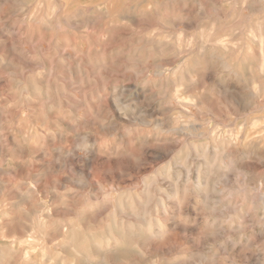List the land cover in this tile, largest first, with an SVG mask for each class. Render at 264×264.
I'll return each instance as SVG.
<instances>
[{
    "label": "rangeland",
    "instance_id": "rangeland-1",
    "mask_svg": "<svg viewBox=\"0 0 264 264\" xmlns=\"http://www.w3.org/2000/svg\"><path fill=\"white\" fill-rule=\"evenodd\" d=\"M160 1L162 0H0V149L2 151V153L0 151V175L2 174L0 176V183L2 184H0V247H8H5L6 250L2 248L5 250H2L3 253L0 249V264H28V262L29 264L30 262L31 264H51L52 260L54 261L52 264H68L69 258L70 260L73 258L72 251L70 249L60 251L61 242L67 234L72 232L75 245H81L80 249H82V246L88 244L94 237L107 235L110 230L116 232L122 227L126 228L128 224L126 222L131 223L133 220V216H130L132 207L125 206L122 210L117 204L115 208L114 202L117 203L118 198L119 200L124 198L126 201L130 197H135V193L136 196H144L147 195V191L150 200H152L145 209L149 210L150 208L148 212H151L155 208L151 212L152 216H155L153 213L156 211V206H160V202L165 208L159 213L161 215L158 218L161 219L165 216L161 221L165 226L166 240H163L165 238L163 237L143 244L144 237L136 235L131 237L123 233V252L109 255L108 264H130L132 259L135 261L132 260L131 264H184L190 249L199 252L203 249L208 251V248H211L214 253L217 251L218 259L222 264H225L226 261L234 264H246L248 262L264 264V239L258 237L259 233H257L255 226L259 220L264 221V146H260L258 142L254 143L257 141V133L264 126V68H262L264 67V37H262V35L264 36V3L261 4L258 1L259 4L257 0H246L247 3H251L250 5H254L253 7L250 6L253 11L258 10L246 19L247 13L243 9V7L245 8V0H235V3H238L234 6H231L234 4L232 0H168V2L163 0L162 3ZM241 1L244 5L243 3L240 5ZM237 8L239 11L236 10ZM226 9L236 11L234 19L240 20L241 28L238 26L239 30L237 29L234 34H229L231 36L227 37L228 43L233 44L224 50L214 48L202 40H205L204 33L210 31L209 25L211 23L215 21L218 27L225 25V22L227 23L225 19ZM248 18L253 24L248 22ZM251 24L255 31L252 30ZM207 28H209L208 31ZM250 29L255 33H252L253 36L258 38L256 37L257 39L255 38L256 40L246 48L249 38L247 31L249 30L251 34ZM161 34L167 35L159 36ZM147 36L152 41L149 42L150 39ZM157 36L158 38H156ZM161 37L164 39V44H166L167 38L171 37L176 38V40L171 38L173 39V41L170 40L171 43L176 42L172 48L165 46V50ZM136 40H140V42L137 43ZM154 40L156 41L154 42ZM260 40H263L262 46ZM199 41L202 42L199 43ZM176 45H179L177 49L179 48L178 50L183 54H178ZM158 47L159 49L162 48L159 50ZM200 49H202L201 52ZM215 49L219 53H216ZM254 49L256 51H253ZM135 53H137L136 57L134 56ZM203 53L205 54L203 55ZM209 53H215L216 57L214 55L213 58L215 60H208ZM202 55L204 57H201ZM188 56L191 57L190 60ZM219 56L220 61L227 57L223 61L225 66L216 61ZM199 58L201 61L203 58L201 63H199ZM180 60L183 61L182 65L179 64ZM188 60L190 65L186 63ZM259 66H262V71L259 70ZM229 68H234V70L231 69L233 72H230ZM225 70L227 71L225 72ZM164 79L166 84H164ZM254 91L258 97L254 95ZM174 92L178 94V102L170 100ZM188 98L190 102L192 100L191 103L187 102ZM248 99L252 108L247 103ZM201 102L202 105L204 104V109ZM115 104L123 106L125 109L122 108L119 111ZM130 105H132L131 108ZM173 117L174 119H172ZM167 121L178 128H182V124H185L183 127L187 126L189 129L187 127L185 129L188 132L185 130L186 133L180 138L175 136V131L165 133L166 130H163L162 127ZM151 123H154V126ZM160 126L162 130L159 128ZM189 130H192V133ZM238 132L241 138L237 134ZM210 136L212 140L215 139L218 142L224 140L221 143L224 144L225 153L228 155L224 164L229 174L221 181L216 172L210 176L206 175L205 182L216 183L218 191L215 204L212 207L214 208L213 211L204 212L205 210H202L204 209L202 198L196 195L192 186L197 178L199 164L201 167L199 169L205 171L201 157L200 159L198 157L201 156L199 154L205 151L204 148L212 154L214 143L213 141H210L211 144L207 142L211 140ZM60 137L61 142H59ZM254 137L255 140L252 141L251 139ZM38 138H42L40 139L42 141L40 142ZM31 143H34L36 149L39 147L44 149L43 157L39 155L35 147H32L34 145ZM188 143L189 146H187ZM191 143L195 144L198 149ZM191 145L196 148L197 152ZM16 146H23V148L19 149L20 147ZM59 147L61 148L59 155L63 158L64 165L67 164L60 168L53 166L55 165L53 161L58 157L54 153V149H60ZM249 148L251 150H248ZM18 149L21 150V153L23 151L22 155ZM185 151L186 153H184ZM186 155L187 157H185ZM193 155L198 157V160L193 159ZM187 158L189 161L186 165L183 161H186ZM195 160L197 161L195 162ZM260 160L261 165L259 164ZM167 161L174 165L169 178L166 176L169 164ZM194 162L195 164H193ZM174 163H178L177 166ZM188 165L190 169H188ZM184 168L186 171L190 170L192 174L187 172V176H185ZM188 176L192 179L189 182L185 178ZM155 178L156 180H154ZM177 178H179L178 182ZM93 180L94 182H92ZM56 181L58 182L56 183ZM69 181L74 183L71 182L68 185ZM109 181L119 186L110 189ZM255 181L256 183H254ZM76 182L79 184L76 185ZM16 183L18 186H14ZM96 183L102 184L104 191L106 189L102 196L101 193L91 192ZM173 184L178 186L181 195L186 187L190 188L188 189L189 194L186 193L184 196L185 200H183L182 205L184 202L185 204L182 208H178L172 202ZM186 184L187 186H185ZM201 184H204V178L201 180ZM79 186L80 189L84 187V190H80ZM183 186H185L184 189ZM12 187L13 189L17 187V189L15 188L16 191ZM127 189L130 193L126 191ZM21 194L22 196H20ZM153 195L155 196L153 197ZM79 197L80 199H77ZM61 199L63 200L61 201ZM65 199L69 201L64 202ZM155 199L160 202L154 203L157 201ZM29 202L34 204H29ZM74 203L76 206L73 209ZM217 203L219 204L216 205ZM69 204L71 205L69 206ZM135 208L137 207L135 206ZM53 210L54 213H59L54 214ZM137 212L139 213V211ZM108 214L111 218L115 217L111 219ZM207 214L214 217L215 223H223L224 215L230 214L231 222L242 229L240 233L235 234L236 240L238 237L237 241L245 238L250 244V249H245L246 242L242 240L239 246L233 249L230 256H224L219 250V246H209V244L225 240L227 227L224 224L220 233L214 231L207 239L201 238L200 233L208 225L205 221ZM140 215L142 216V214ZM245 215L249 218L247 219ZM52 217L53 219H51ZM199 218L202 220H198ZM42 220L45 222L42 228L45 234V243L42 248L47 255L46 260L39 257L40 252L38 254L36 252L30 261L23 257L22 248L11 252L15 248L13 241L23 239L26 233L31 231L33 225ZM71 222L70 226L67 225ZM122 222L126 224L124 225ZM109 223L110 226H107ZM59 224L60 226H58ZM169 224L172 225L169 226ZM77 231L78 233H76ZM50 233L52 234L50 235ZM46 243L52 244L54 248L51 245L49 248ZM149 245H151L150 248ZM25 246L32 247L31 245ZM10 247L12 249H9ZM257 254L262 258L258 263L254 261ZM99 260L97 259L96 263L102 264ZM77 262L80 264L78 260Z\"/></svg>",
    "mask_w": 264,
    "mask_h": 264
},
{
    "label": "bare ground",
    "instance_id": "bare-ground-1",
    "mask_svg": "<svg viewBox=\"0 0 264 264\" xmlns=\"http://www.w3.org/2000/svg\"><path fill=\"white\" fill-rule=\"evenodd\" d=\"M150 1V0H149ZM164 1H166V0H164ZM237 1V0H236ZM240 1V0H239ZM260 2L261 4H263L264 3V0H257V2ZM142 2V1H141ZM163 2V0L162 1H160V3H162ZM167 2H168V0H167ZM167 2H166V5H167ZM170 2V1H169ZM182 2V1H181ZM223 2V1H222ZM221 2V3H222ZM232 2L234 3V4H231V6L233 5H237V3H235V0L233 1L232 0ZM245 2H246V0H245ZM258 2V3H259ZM157 3V2H156ZM171 3V2H170ZM170 3H169V5H170ZM174 3H175V1H174ZM194 3H196V2H194ZM227 3H229V2H227ZM241 3H243L242 1L240 2V5H241ZM258 3H257V5H258ZM259 3V4H260ZM189 4V3H188ZM251 3H245V8L243 7V9H245V11H246V13H247V15H246V19H247V17H249L250 18V16H251V14H253L256 10H252L251 9V7H253L254 5L252 4V5H250ZM87 5V4H86ZM89 5H90V3H89ZM162 5H164V4H162ZM165 5V6H166ZM193 5V4H192ZM243 5H244V3H243ZM242 5V6H243ZM149 6V5H148ZM196 6H197V4H196ZM222 6V5H221ZM239 6V5H238ZM251 6V7H250ZM125 7H128L127 5H125ZM169 7V6H168ZM182 7H184V6H182ZM260 7V6H259ZM120 8H122V7H120ZM119 8V9H120ZM130 8V7H129ZM146 8H148V7H146ZM166 8V7H165ZM170 8V7H169ZM168 8V9H169ZM222 8H223V6H222ZM231 8V7H230ZM239 8H242V7H239ZM261 8V7H260ZM259 8V9H260ZM128 9V8H127ZM186 9V8H185ZM50 10V9H49ZM200 10V9H199ZM198 10V12H200ZM236 10H238V8L236 9ZM188 11V10H187ZM239 11V10H238ZM253 11V12H252ZM48 12V11H47ZM124 12H125V10H124ZM236 11H234L233 9H226V21H227V23L225 22V25H220L219 27H218V25L216 26V24H215V21L213 22V23H211L209 26V28H207L206 30L208 31V29L210 30V31H208V32H206L205 30V32L206 33H204V35H205V40H202V41H204V43H209L212 47L214 46V48L216 47V48H218V49H224V50H226V49H228L229 47H230V45H232L231 44V42H230V44L228 43V36H231V35H229L230 33L231 34H234L235 32H236V30L238 29L237 27L238 26H240L239 25V21L240 20H238V19H234L235 17V13ZM244 12V11H243ZM252 12V13H251ZM256 12H258V10L256 11ZM260 13H261V11H259ZM128 13V12H127ZM163 13V12H162ZM168 13V12H167ZM197 13V12H196ZM164 14V13H163ZM118 15H120V14H118ZM121 15H122V13H121ZM165 15H166V13H165ZM199 15H200V13H199ZM238 15V14H237ZM128 16V15H127ZM194 16V15H193ZM196 16H197V14H196ZM241 16V15H240ZM239 16V17H240ZM162 17V16H161ZM8 18V17H7ZM237 18V17H236ZM249 18H248V22H250V23H252L253 24V22H251L250 20H249ZM178 19V18H177ZM219 19V18H218ZM240 19V18H239ZM165 20V19H164ZM212 20V19H211ZM214 20V19H213ZM234 21H236V22H234ZM256 21V20H255ZM212 22V21H211ZM234 22V23H233ZM242 23V22H241ZM249 23V24H250ZM255 23V22H254ZM259 23V22H258ZM218 24V23H217ZM251 24V27L253 26ZM262 25H263V23H262ZM245 26V25H244ZM247 26H248V24H247ZM255 26V25H254ZM261 26V25H260ZM250 27V28H251ZM262 27V26H261ZM160 28V27H159ZM240 28H241V26H240ZM253 28V27H252ZM258 28V27H257ZM263 29V28H262ZM159 30V29H158ZM239 30V29H238ZM251 30V29H250ZM252 30H254L255 31V28H253ZM251 30V34H250V31L248 30L247 32L249 33V34H247V35H249L248 37V44L246 45V48H248L249 47V45H250V43L251 42H254V40H256L258 37L257 36H253V34H255L254 33V31H252ZM259 30H261V29H259ZM124 31V30H123ZM154 31V30H153ZM148 32V31H147ZM253 33V34H252ZM264 33V32H263ZM262 33V34H263ZM137 34V33H136ZM203 34V33H202ZM261 34V35H262ZM152 35V34H151ZM165 35V34H164ZM164 35H159V36H164ZM167 35V34H166ZM165 35V36H166ZM201 35V34H200ZM246 35V36H247ZM136 36V35H135ZM153 36V35H152ZM177 36V35H176ZM194 36V35H193ZM233 36V35H232ZM245 36V37H246ZM259 36H260V34H259ZM148 37V36H147ZM191 37V36H190ZM257 37V38H256ZM262 37H264L263 35H262ZM261 37V38H262ZM149 38V37H148ZM156 38H158V36L156 37ZM162 38V37H161ZM166 38V37H165ZM171 38H173V39H175L176 40V38H174V37H171ZM171 38H167V42H166V44H164V39L163 40H161V41H163V44H164V49L166 50V48H165V46H167V48L168 47H170V48H172L173 47V44H175V42L174 43H171V41L170 40H172L173 41V39H171ZM256 38V39H255ZM150 39V38H149ZM144 40H145V37H144ZM157 40H159V39H157ZM169 40V41H168ZM179 40V39H178ZM184 40V39H183ZM193 40V39H192ZM264 40V39H263ZM262 40V41H263ZM52 41V40H51ZM137 41V40H136ZM143 43H144V41L143 40H141ZM150 41H152L151 39L149 40V42ZM156 40H154V42H155ZM160 41V40H159ZM201 41V42H202ZM262 41L260 40V45L262 46ZM134 42H135V40H134ZM138 42H140V40L139 41H137V43ZM141 42V43H142ZM146 42H147V40H146ZM200 41H199V43H201ZM264 42V41H263ZM178 43V42H177ZM182 43V42H181ZM180 43V44H181ZM246 43V42H245ZM244 43V44H245ZM146 44V43H145ZM144 44V45H145ZM159 44V43H158ZM236 44V43H235ZM143 45V44H142ZM188 45V44H187ZM134 46V45H133ZM161 46V45H160ZM163 46V45H162ZM177 46L179 47V45H176V49H177ZM181 46V45H180ZM239 46V45H238ZM238 46H235V47H238ZM242 46V45H241ZM50 47V46H49ZM149 47H150V45H149ZM184 47V46H183ZM191 47H192V45H191ZM244 47V46H243ZM257 47H258V45H257ZM135 48V47H134ZM139 48V47H138ZM137 48V49H138ZM162 48V47H161ZM160 48V49H161ZM175 48H173V49H175ZM201 48V47H200ZM241 48V47H240ZM245 48V47H244ZM243 48V49H244ZM158 49H159V47H158ZM159 49V50H160ZM179 49V48H178ZM177 49V50H178ZM190 49V48H189ZM188 49V50H189ZM213 49V48H212ZM234 49H236V48H234ZM264 49V48H263ZM16 50V49H15ZM154 50V49H153ZM170 50V49H169ZM187 50V51H188ZM201 50L202 49H200V52H201ZM64 51V50H63ZM136 51H138V50H136ZM179 51V50H178ZM182 51V50H181ZM195 51V50H194ZM204 51H205V49H204ZM204 51H202V52H204ZM215 51H217L216 53H219L218 52V50H216L215 49ZM232 51V50H231ZM243 51V50H242ZM247 51V50H246ZM253 51H256L255 49L253 50ZM122 52V51H121ZM120 52V53H121ZM154 52H156V51H154ZM206 52V51H205ZM211 52V51H210ZM241 52V51H240ZM245 52V51H244ZM251 52V51H250ZM260 52H261V50H260ZM153 53V52H152ZM164 53V51H163V49H162V54ZM179 53H181L180 51L178 52V54ZM243 53V52H242ZM263 53V52H262ZM137 53H135L134 54V56L136 55ZM156 54H157V52H156ZM162 54H160V55H162ZM167 54V53H166ZM173 54H174V52H173ZM181 54H183V53H181ZM193 54V53H192ZM191 54V55H192ZM195 54V53H194ZM202 54V53H201ZM205 53H203V55H204ZM210 54V53H209ZM158 55H159V53H158ZM190 55V56H191ZM198 55H200V54H198ZM201 56V57H204V56ZM214 55H215V53L214 54H210V55H208L209 56V61L210 60H215V59H213L214 58ZM136 57V56H135ZM140 57V56H139ZM154 57V56H153ZM177 57H179V55H177ZM200 57V58H201ZM215 57H216V55H215ZM229 57V56H228ZM230 57H232V56H230ZM263 57V56H262ZM188 58H189V60H190V58L191 57H189L188 56ZM193 58V57H192ZM199 58V63H201L202 61H203V58H202V61H201V59ZM220 56L217 58V60L216 61H218L219 63H221L223 66H225V63L223 62V61H225V59L227 58H225L224 60H223V58H222V60L220 61ZM233 58V57H232ZM206 59V58H205ZM260 59V58H259ZM189 60L186 62V63H189ZM229 60V59H228ZM197 61V60H196ZM258 61V60H257ZM184 62V63H185ZM191 62V61H190ZM194 62H195V60H194ZM197 63V62H196ZM214 63V62H213ZM229 63V62H228ZM179 64H183V61L182 60H180V63ZM203 64V63H202ZM211 64V63H210ZM259 64H261V63H259ZM187 65V64H186ZM188 65H190V63L188 64ZM214 65V64H213ZM263 65V64H262ZM178 66V65H177ZM180 66V65H179ZM226 66H228V65H226ZM231 67V66H230ZM260 67V66H259ZM259 67H258V69H259ZM262 67V66H261ZM261 67H260V71H262L261 70ZM63 68H64V66H63ZM182 69H183V67H181ZM180 68V69H181ZM184 68H186V67H184ZM212 68V67H211ZM257 68V67H256ZM262 68H264V67H262ZM171 69V68H170ZM216 69V68H215ZM230 69V68H229ZM229 69H227V70H229ZM231 69H233L234 70V68H231ZM230 69V72H233L232 70ZM193 70V69H192ZM218 70V69H217ZM227 70H225V72L227 71ZM264 70V69H263ZM176 71V70H175ZM174 71V72H175ZM172 72V71H171ZM200 72V71H199ZM255 72H257V70H255ZM157 73V72H156ZM159 73V72H158ZM181 73V72H180ZM179 73V74H180ZM182 73H183V71H182ZM181 73V74H182ZM70 74V73H69ZM68 74V75H69ZM160 74V73H159ZM158 74V75H159ZM179 74H178V76H179ZM181 74H180V77H181ZM221 74V73H220ZM227 74H228V72H227ZM258 74H260V73H258ZM21 75V74H20ZM155 75V74H154ZM173 75H174V73H173ZM229 75H231V74H229ZM235 75V74H234ZM164 76V75H163ZM168 76V75H167ZM175 76H176V74H175ZM178 76H177V78H178ZM184 76V75H183ZM201 76L203 77V75L201 74ZM262 76V75H261ZM48 77H50V76H48ZM166 77V76H165ZM187 77V76H186ZM226 77V76H225ZM236 77V76H235ZM252 77H254V76H252ZM259 77H260V75H259ZM175 77H173V79H174ZM177 78H175L176 80H178ZM166 79H168V78H166ZM179 79H181V78H179ZM223 79H224V77H223ZM232 79H233V76H232ZM68 80V79H67ZM161 80V79H160ZM264 80V79H263ZM159 81V80H158ZM164 81H165V79H164ZM179 82H180V80H178ZM224 81H226V80H224ZM224 81H222V82H224ZM144 82H145V80H144ZM170 82H171V78H170ZM218 83V82H217ZM238 83H239V81H238ZM164 84H166V81H165V83ZM140 85H141V83H140ZM143 85V84H142ZM174 85V84H173ZM224 85V84H223ZM227 86V85H226ZM143 87V86H142ZM174 87H176L175 85H174ZM183 87V86H182ZM146 88V87H145ZM179 88V87H178ZM226 88V87H225ZM224 88V89H225ZM258 88H260V87H258ZM180 89V88H179ZM260 89H262V88H260ZM142 90H143V88H142ZM259 90V89H258ZM264 90V89H263ZM36 91V90H35ZM114 91V90H113ZM148 91V90H147ZM237 91V90H236ZM256 91H254V93H255ZM143 93V92H142ZM171 93V92H170ZM237 94V93H236ZM261 94H263V93H261ZM226 95V94H225ZM254 95H256V97H258L257 96V94L255 93ZM260 95V94H259ZM177 96H178V94H177V92H174L173 94H172V98H170V100H173V101H177ZM236 96V95H235ZM261 96V95H260ZM244 97V96H243ZM180 98V97H179ZM178 98V99H179ZM187 98V97H186ZM181 99V98H180ZM183 99V98H182ZM192 99V98H191ZM198 99V98H197ZM145 100V99H144ZM220 100V99H219ZM251 100V99H250ZM194 101V100H193ZM197 101V100H196ZM172 102V101H171ZM178 102V101H177ZM180 102H181V100H180ZM187 102H189V103H191L192 102V100H191V102H190V100H189V98H188V100H187ZM199 102V101H198ZM207 102V101H206ZM225 102V101H224ZM228 102V101H227ZM250 101H249V99H248V104L250 105L251 103H249ZM251 102H252V100H251ZM115 103H117V102H115ZM182 103V102H181ZM195 103V102H194ZM246 103V104H247ZM119 104V103H118ZM118 104H115L118 108H119V111H120V109H122V108H124L123 106V103H122V107L120 106V105H118ZM169 104V103H168ZM176 104H179V103H176ZM198 104V103H197ZM228 104V103H227ZM231 104V103H230ZM125 105H127V106H129L128 104H125ZM185 105H186V103H185ZM184 105V106H185ZM189 105V104H188ZM201 105H202V102H201ZM241 105H242V103H241ZM254 105V104H253ZM252 105V106H253ZM115 106V107H116ZM126 106V107H127ZM131 106L132 105H130V108H131ZM136 106V105H135ZM138 106V105H137ZM204 104L202 105V108L204 109ZM212 106V105H211ZM121 107V108H120ZM197 106H195V108H196ZM237 107V106H236ZM250 107H251V105H250ZM258 107V106H257ZM133 108V107H132ZM184 108V107H183ZM194 108V109H195ZM198 108V107H197ZM202 108H200L202 111H203V109ZM233 108V107H232ZM252 108V107H251ZM254 108V107H253ZM258 108H260V107H258ZM125 109V108H124ZM199 109V110H200ZM237 109V108H236ZM134 110V109H133ZM163 111V110H162ZM185 111V110H184ZM201 111V112H202ZM230 111V110H229ZM251 111V110H250ZM205 113V112H204ZM235 113H236V111H235ZM244 113V112H243ZM261 113V112H260ZM178 114H181V113H179L178 112ZM200 114V113H199ZM249 114H251V113H249ZM254 114V113H253ZM139 115V114H138ZM247 115V114H246ZM252 115V114H251ZM250 115V116H251ZM247 116H249V115H247ZM57 117V116H56ZM168 117V116H167ZM225 117V116H224ZM241 117V116H240ZM244 117H245V115H244ZM5 118V117H4ZM249 118H251V117H249ZM249 118H248V121H250L249 120ZM48 119V118H47ZM60 119H61V117H60ZM172 119H174V117L172 118ZM171 119V120H172ZM182 119V118H181ZM188 119H190V118H188ZM218 119V118H217ZM264 119V118H263ZM6 120V119H5ZM51 120V119H50ZM61 120H63V119H61ZM155 120V119H154ZM180 120V119H179ZM243 120H244V118H243ZM256 120V119H255ZM52 121H54V120H52ZM56 121H57V119H56ZM189 121V120H188ZM252 121H254V119H252ZM148 122V121H147ZM167 122H170V121H167ZM166 122V124H164L165 126H163L162 127V129L163 130H166L165 131V133H167V132H170V131H175L174 132V134H175V136H177V138H180L181 137V135H183V134H185L186 133V131L188 132V130H186L185 128L187 127V126H185V128L183 127L185 124H182L183 126H182V128H178L177 126H173V125H171L172 123L170 122V123H167ZM176 122H178L177 120H176ZM181 122V121H180ZM55 123V122H54ZM155 123H156V120H155ZM165 123V122H164ZM175 123V122H174ZM184 123V122H183ZM188 123V122H187ZM249 123H252V122H249ZM261 123V122H260ZM152 124V123H151ZM154 124V123H153ZM152 124V125H153ZM163 124V123H162ZM247 124H248V122H247ZM256 124V126H257V123H255ZM70 125V124H69ZM159 125H160V123H159ZM188 125V124H187ZM249 125V124H248ZM154 126V125H153ZM190 126V125H189ZM244 126H246V125H244ZM252 126H253V124H252ZM251 126V127H252ZM157 127V126H156ZM156 127H154V128H156ZM255 127V126H254ZM160 129H161V126L159 127ZM188 128V127H187ZM262 129H261V133L260 132H258L257 134H258V137H257V141L256 142H254V143H259L260 144V146H264V132H263V130H264V126L263 127H261ZM161 129V130H162ZM189 129V128H188ZM190 129H191V127H190ZM193 129H195V128H193ZM160 130V131H161ZM186 130V131H185ZM202 130V129H201ZM204 130V129H203ZM206 130V129H205ZM140 131V130H139ZM159 131V130H158ZM196 131V130H195ZM244 131V130H243ZM22 132V131H21ZM129 132V131H128ZM143 132V131H142ZM189 132H191L192 133V130H189ZM4 133V132H3ZM58 133V132H57ZM56 133V134H57ZM161 133H162V131H161ZM220 133V132H219ZM241 133V132H240ZM55 134V133H54ZM210 134V133H209ZM237 134H239V132L237 133ZM256 134V135H257ZM211 135H212V133H211ZM229 135V134H228ZM49 136V135H48ZM58 136V135H57ZM230 136H231V134H230ZM242 136V138H243V135H241ZM255 136V135H254ZM13 137V136H12ZM54 137V136H53ZM61 137H63L62 135H61ZM61 137L59 138V142H61ZM173 138H174V136H172ZM185 138H186V135L184 136ZM188 137H189V135H188ZM229 137V136H228ZM236 137V136H235ZM239 137H240V134H239ZM252 137V136H251ZM216 138H218V137H216ZM237 138V137H236ZM241 138V137H240ZM39 139V138H38ZM38 139H37V142H38ZM40 139H42V138H40ZM39 139V140H40ZM176 139V138H175ZM196 139V138H195ZM210 139H211V136H210ZM7 140V139H6ZM75 140V139H74ZM179 140V139H178ZM181 140H184V139H181ZM208 140H209V138H208ZM231 140V139H230ZM252 141H254L255 140V137H254V139H251ZM15 141H17L16 139H15ZM42 140H40V142H41ZM52 141V140H51ZM210 141H213V143H214V147H213V150H212V154L211 153H209V152H207V149L206 148H204L205 149V151L203 152V153H201V154H199V155H201V156H198L199 157V159H200V157H201V161H202V165H203V167H204V169H205V171L202 169H199V167H200V164H199V166H198V169H197V178H196V181L195 182H193V186H192V188H193V190H194V192L196 193V195L199 197V198H202L201 200H202V206L204 207V209H202V210H205L204 212H207V211H213V209L214 208H212L214 205L213 204H215V197H216V194H217V187L216 186H218V185H216V183H214L213 182V184H210L209 183V181H206L205 182V177H206V175H208V176H210V175H212V173L213 172H216L217 173V176L219 177V180L221 181V180H223V178H225V176H227L229 173H228V170H227V168H225V164H224V160L225 159H227L228 158V155H227V153H225V146H224V144H222L221 143V141L223 142L224 140L222 139L221 141H216L215 139H211V140H209V141H207V142H210ZM227 141V140H226ZM249 142H251L250 140H248ZM11 142H13V140L11 139ZM33 142H34V140H33ZM58 142V141H57ZM85 142V141H84ZM189 142H190V140H189ZM212 143V144H213ZM13 144H14V142H13ZM16 144V143H15ZM32 145H34V143H31ZM30 144V145H31ZM164 144V143H163ZM192 145H193V143H191ZM196 144H198V143H196ZM209 144H211V142L209 143ZM251 144V143H250ZM17 145V144H16ZM31 145V146H32ZM37 145H39V144H37ZM157 145V144H156ZM192 145H191V147H192ZM201 145H202V143H201ZM246 145V144H245ZM244 145V146H245ZM254 145V144H253ZM257 145V144H256ZM28 146V145H27ZM143 146H145V147H147L146 145H143ZM153 146V145H152ZM161 146V145H160ZM187 146H189V143H188V145ZM193 146H195V144L193 145ZM206 146L208 147V144L206 143ZM205 146V147H206ZM212 146V145H211ZM249 146V145H248ZM16 147H18V146H16ZM20 147V146H19ZM18 147V148H19ZM25 147H26V145H25ZM32 147H35V149H36V146L34 145V146H32ZM31 147V148H32ZM37 147H39V146H37ZM190 147V148H191ZM196 147V146H195ZM193 148V149H195L196 150V148ZM210 147V146H209ZM251 147V146H250ZM23 148V146L22 147H20L19 149H22ZM28 148V147H27ZM45 148V147H44ZM57 148V147H56ZM60 148V147H59ZM151 148V147H150ZM164 148V147H163ZM18 149V151L20 152L21 150H19ZM39 149V150H38ZM38 149H36V151L39 153V155H42V157H43V153H44V149L42 148V147H39ZM54 149V148H53ZM77 149H79V148H77ZM83 149V148H82ZM116 149V148H115ZM149 149V148H148ZM187 149H189L188 147H187ZM198 149V148H197ZM243 149V148H242ZM241 149V150H242ZM12 150H13V148H12ZM34 150V149H33ZM46 150V149H45ZM48 150V149H47ZM81 150V149H80ZM183 150V149H182ZM194 150V151H195ZM201 150V149H200ZM210 150V149H209ZM248 150H251L250 148L248 149ZM0 151H1V149H0ZM64 151V150H63ZM203 151V150H202ZM246 151V150H245ZM252 151H253V149H252ZM255 151V150H254ZM14 152H15V150H14ZM36 152V154H38ZM50 152V151H49ZM61 152V148L60 149H54V153H56L57 154V156L58 157H56L55 158V160L53 161L54 162V164L55 165H53V166H56V167H58V168H60V167H63V166H66L67 164H65L64 165V163H63V158L62 157H60V155L59 154H61L60 153ZM74 152H76V151H74ZM166 152V151H165ZM196 152H197V150H196ZM247 152V151H246ZM1 153H2V151H1ZM21 153V152H20ZM32 153V152H31ZM65 153V152H64ZM177 151H176V155H177ZM179 153H180V151H179ZM184 153H186V151L184 152ZM183 153V154H184ZM189 153L191 154V151H189ZM256 153H257V151H256ZM17 154H18V152H17ZM23 154V151H22V153H21V155ZM32 154H34V153H32ZM135 154V153H134ZM261 154V153H260ZM263 154V153H262ZM31 155V154H30ZM167 155V154H166ZM174 155V154H173ZM196 155V154H195ZM249 155V154H248ZM31 156H33V155H31ZM54 156V155H53ZM53 156H52V158H53ZM67 156V155H66ZM69 156V155H68ZM67 156V157H68ZM178 156V155H177ZM197 156V155H196ZM232 156V155H231ZM258 156H260V155H258ZM17 157V156H16ZM41 157V156H40ZM70 157V156H69ZM172 157V156H171ZM175 157V156H174ZM185 157H187V155L185 156ZM190 157V155L188 156V158ZM193 157H194V155H193ZM192 157V158H193ZM198 157L196 158V157H194L193 159H197L198 160ZM263 157V156H262ZM187 158V160L185 161H183V162H185L186 163V165H187V161H189V159ZM234 158V157H233ZM239 158V157H238ZM254 158L256 159V157L254 156ZM260 158V157H259ZM37 159V158H36ZM64 159H67V158H65L64 157ZM75 159V158H74ZM264 159V158H263ZM197 160H195V162L197 161ZM24 161H26V160H24ZM29 161V160H28ZM31 161V160H30ZM44 161V160H43ZM42 161V162H43ZM135 161V160H134ZM192 161V160H191ZM228 161V160H227ZM47 162H48V160H47ZM168 162V161H167ZM166 162V163H167ZM172 162H173V160H172ZM178 162V161H177ZM182 162V163H183ZM195 162L193 163V164H195ZM255 162V161H254ZM32 163V162H31ZM49 163V162H48ZM82 163V162H81ZM169 163V162H168ZM185 163H184V165H185ZM201 163V162H200ZM236 163V162H235ZM36 164V163H35ZM43 164H44V162H43ZM42 164V165H43ZM175 165L176 164H178V163H174ZM181 164V163H180ZM234 164V163H233ZM237 164V163H236ZM236 164H234V166H236ZM260 165H261V160H260V163H259ZM258 164V165H259ZM46 165V164H45ZM49 165V164H48ZM63 165V166H62ZM181 165H183V164H181ZM180 165V166H181ZM186 165H185V167H186ZM241 165V164H240ZM173 163H169L168 164V166H167V171H168V175L166 174V176L169 178V175L171 174V172H172V170H173ZM177 166V165H176ZM175 166V167H176ZM189 166V165H188ZM197 166V165H196ZM38 167V166H37ZM49 167V166H48ZM69 167V166H68ZM174 167V168H175ZM32 168V167H31ZM54 168V167H53ZM65 168V167H64ZM134 168V167H133ZM162 168V167H161ZM183 168V167H182ZM201 168V167H200ZM3 169V168H2ZM55 169V168H54ZM63 169V168H62ZM187 169V168H186ZM188 169H190V166L188 167ZM187 169V170H188ZM195 169H196V167H195ZM37 170V169H36ZM53 170V169H52ZM56 170V169H55ZM64 170V169H63ZM62 170V171H63ZM134 170V169H133ZM184 170H185V168H184ZM66 171V170H65ZM204 171V172H203ZM1 172V171H0ZM48 172V171H47ZM61 172V171H60ZM177 172V171H176ZM185 172H186V175L185 176H187V172H190L191 174H192V172L189 170V171H186L185 170ZM185 172H183V173H185ZM194 172V171H193ZM244 172V171H243ZM29 173V172H28ZM180 173V172H179ZM245 173V172H244ZM39 174H40V172H39ZM127 174V173H126ZM174 174V173H173ZM194 174V173H193ZM2 175V174H1ZM0 175V176H1ZM4 175V174H3ZM33 175H35V174H33ZM80 175L82 176V174L80 173ZM128 175V174H127ZM176 175H178V174H176ZM189 175V174H188ZM214 175V174H213ZM245 175V174H244ZM5 176V175H4ZM36 176V175H35ZM38 176V175H37ZM163 176V175H162ZM165 176V177H166ZM172 176V175H171ZM181 176H182V173H181ZM216 176V177H217ZM96 177V176H95ZM125 177V176H124ZM165 177H163V178H165ZM216 177H215V180H216ZM97 178V177H96ZM162 178V177H161ZM186 179V181L187 182H189V180L191 179L189 176L188 177H185ZM203 178H204V184L202 185L201 184V180H203ZM213 178V177H212ZM211 178V179H212ZM61 179V178H60ZM62 179H63V177H62ZM81 179V178H80ZM82 179H83V177H82ZM82 179H81V181H82ZM85 179V178H84ZM147 179V178H146ZM150 179V178H149ZM178 179L179 178H177V182H178ZM183 179V178H182ZM210 179V178H209ZM39 180V179H38ZM46 180V179H45ZM44 180V181H45ZM57 180V179H56ZM107 180V179H106ZM143 180V179H142ZM154 180H156V178L154 179ZM167 180V179H166ZM192 180V179H191ZM217 180H218V178H217ZM244 180V179H243ZM19 181H21V180H19ZM50 181H53V180H50ZM91 181V180H90ZM180 181V180H179ZM1 182V181H0ZM16 182H18V181H16ZM49 182V181H48ZM53 182H55V181H53ZM58 181H56V183H57ZM71 182H73V181H71ZM71 182L69 181V184L68 185H70L71 184ZM92 182H94V180L92 181ZM107 182V181H106ZM105 182V183H106ZM110 183L108 184V186L110 187V189H113L114 187H118L119 185H116V184H114V183H111V181H109ZM144 182H145V179H144ZM163 182V181H162ZM169 182H170V180H169ZM187 182H185V183H187ZM2 183L4 184V182L2 181ZM11 183H12V181H11ZM37 183V182H36ZM61 183V182H60ZM66 183V182H65ZM74 183V182H73ZM134 183V182H133ZM147 183H149V182H147ZM203 183V182H202ZM254 183H256V181L254 182ZM1 184V183H0ZM7 184V183H6ZM10 184V183H9ZM14 184V183H13ZM12 184V185H13ZM23 184V183H22ZM27 184V183H26ZM41 184V183H40ZM53 185H54V183H52ZM62 184H64V183H62ZM76 185L77 184H79V183H75ZM95 184V183H94ZM168 184V183H167ZM209 184V185H208ZM217 184H219V183H217ZM251 184H252V182H251ZM262 184V183H261ZM2 185V184H1ZM20 185H21V183H20ZM43 185V184H42ZM127 185V184H126ZM133 185V184H132ZM174 185V184H173ZM172 185V186H173ZM177 185H178V183H177ZM176 184L174 185V191H173V195H172V202H174L173 204L175 205V206H177L178 208H182L183 207V205L185 204V202H184V204L182 205V203H183V200H185V198H184V196L186 195V193L187 194H189V190L188 189H190V188H185V190L182 192V190H181V192H182V195H183V198H181V194L179 193V188H178V186H177ZM8 186V185H7ZM7 186H6V189H7ZM14 186H18L17 185V183L14 185ZM57 186H58V184H57ZM90 186V185H89ZM151 186H153V185H151ZM151 186H149V187H151ZM185 186H187V184L185 185ZM185 186H183V189H184V187ZM2 187H4V186H2ZM46 187V186H45ZM136 187V186H135ZM154 187V186H153ZM153 187H152V189H153ZM170 187V186H169ZM177 187V188H176ZM1 188V187H0ZM17 189V187H14V189ZM19 188V187H18ZM50 188V187H49ZM84 188V187H83ZM80 189V186H79V189L80 190H84V189ZM90 188H91V186H90ZM120 188V187H119ZM173 188V187H172ZM211 189V192H210V189ZM5 189V188H4ZM4 189H3V192H4ZM12 189H13V187H12ZM13 189V190H14ZM16 189H15V191H16ZM78 189V188H77ZM118 189V188H117ZM126 189V188H125ZM129 189V188H128ZM128 189L126 190V191H128ZM131 189H133V188H131ZM147 189H148V187H147ZM29 190H30V188H29ZM45 190V189H44ZM65 190V189H64ZM91 190V189H90ZM119 190V189H118ZM155 190H156V188H155ZM157 190H159V189H157ZM192 190V189H191ZM54 191V190H53ZM65 191H67V190H65ZM69 191H71L70 189H69ZM135 191V190H134ZM1 192V191H0ZM12 192H14V191H12ZM45 192V191H44ZM56 192V191H55ZM90 192V191H89ZM91 192H96V193H101L100 195L102 196V193L103 192H106V189H105V191H104V186L102 185V184H100V183H96V186L94 187V188H92V190H91ZM118 192V191H117ZM120 192H122V191H120ZM124 192V191H123ZM129 192V191H128ZM150 192V191H149ZM158 192V191H157ZM165 192V191H164ZM163 192V193H164ZM171 192V191H170ZM10 193V192H9ZM17 193H18V190H17ZM25 193H27L26 192V190H25ZM40 194H41V192H39ZM58 193H59V191H58ZM57 193V194H58ZM61 193V192H60ZM64 193V192H63ZM112 193V192H111ZM114 193V192H113ZM130 193V192H129ZM138 193V192H137ZM162 193V192H161ZM12 194V193H11ZM39 194V195H40ZM51 194V193H50ZM54 194V193H53ZM56 194V195H57ZM67 194V193H66ZM92 194V193H91ZM106 194V193H105ZM4 195V194H3ZM10 195V194H9ZM36 195V194H35ZM43 195H44V193H43ZM72 195V194H71ZM86 195V194H85ZM116 195V194H115ZM123 195H124V193H123ZM122 195V196H123ZM130 195V194H129ZM164 195H167V194H164ZM194 195V194H193ZM5 196V195H4ZM8 196V195H7ZM20 196H22V194L20 195ZM48 196V195H47ZM155 195H153V197H154ZM169 196V195H168ZM261 196V195H260ZM2 197V196H1ZM6 197V196H5ZM10 197V196H9ZM8 197V198H9ZM29 197V196H28ZM30 197H32L31 195H30ZM46 197V196H45ZM84 197V196H83ZM83 197H81V198H83ZM105 197V196H104ZM153 197H151V198H153ZM157 197V196H156ZM158 197H159V199H160V196L158 195ZM167 197V196H166ZM76 198V197H75ZM86 198H87V196H86ZM169 198H171V196H169ZM64 199V198H63ZM63 199H61V201L63 200ZM77 199H80V197L79 198H77ZM262 199V198H261ZM2 200V199H1ZM35 200V199H34ZM33 200V201H34ZM66 200H68V199H65L64 200V202L66 201ZM89 200V199H88ZM112 200V199H111ZM152 200V199H151ZM150 200V195L148 196V191H147V195H144V196H136V193H135V197H130V198H128L126 201H124V198H123V200L122 199H120L119 200V198L117 199V203H115L114 202V204H115V208L118 206V207H120L121 209L123 208V207H125V206H127V207H129V208H131L132 207V209H131V214H130V216L132 217L133 216V220L131 221V223H129V222H126V223H128L127 225H126V228L125 227H122L121 229H119V230H116V232H112L111 230H110V232L107 234V235H100V236H98V237H94V238H92L91 239V241L88 243V244H84L83 246H82V249H80V246L81 245H75V243H74V237H73V233L71 232V234L69 233V234H65L66 235V237L63 239V242H61V245H60V251L61 252H63V251H65V250H67V249H70L71 251H72V253H73V258L70 260V258H69V262H68V264H78V262H77V260L80 262V264H97L96 262V260L98 259H100L99 260V262L100 263H102V264H108V262H107V258H108V256L109 255H114V254H116V253H122L123 252V250H122V248H123V239H122V234L123 233H126L127 235H129V236H142V237H144V243L143 244H147V243H149V242H151V241H153V240H157V239H161V238H163V237H165V238H163V240H166V238H167V236H165L164 235V233H166L165 232V226H164V224L162 223V221H161V219L163 218L164 219V217H161V219L160 218H158L159 217V215H161V214H159L161 211H163L165 208H164V206H163V204H162V202H160V206H156V211H155V213H153V214H155V216H152V214H151V212L153 211V210H155V208L154 209H152L151 210V212H148L149 210H150V208H149V210H146L145 208H146V206L147 205H149L148 203L151 201ZM155 200H157V199H155ZM167 200V199H166ZM200 200V199H199ZM20 201V200H19ZM69 201V200H68ZM73 201H74V199H73ZM82 201H84L83 199H82ZM110 201V200H109ZM16 202V201H15ZM44 202V201H43ZM59 202H60V199H59ZM63 202V203H64ZM71 202H72V200H71ZM85 202H87V201H85ZM156 202H158V200L157 201H155L154 203H156ZM158 202V203H159ZM188 202V201H187ZM227 202V201H226ZM225 202V203H226ZM22 203V202H21ZM61 203V202H60ZM73 203V202H72ZM110 203H112V202H110ZM157 203V204H158ZM164 203H165V201H164ZM169 203H171V202H169ZM220 203V202H219ZM219 203H217L216 205H218ZM29 204H32V202L30 203L29 202ZM34 204V203H33ZM32 204V205H33ZM59 204V203H58ZM66 204V203H65ZM65 204H63V206L65 205ZM68 204V203H67ZM77 204V203H76ZM78 204H79V201H78ZM116 204H117V206H116ZM172 204V203H171ZM171 204H168V205H171ZM221 204V203H220ZM55 205V204H54ZM53 205V206H54ZM60 205V204H59ZM61 205H62V203H61ZM71 204H69V206H70ZM113 205V204H112ZM159 205V204H158ZM200 205H201V201H200ZM43 206V205H42ZM52 206V207H53ZM58 206V205H57ZM73 206V209H74V207L76 206L75 205V203H74V205H72ZM108 206V205H107ZM135 206L139 209V210H136L137 208H135ZM174 206V207H175ZM27 207V206H26ZM55 207H56V205H55ZM54 207V208H55ZM59 207V206H58ZM57 207V208H58ZM65 207V206H64ZM148 207V206H147ZM153 207H154V205H153ZM135 210H134V209ZM21 209V208H20ZM29 209V208H28ZM56 209V208H55ZM73 209H72V212H73ZM83 209V208H82ZM201 209V208H200ZM32 210V209H31ZM60 210H61V208H60ZM65 210H66V208H65ZM76 210H78V209H76ZM76 210H74L75 212H76ZM90 210V209H89ZM123 210V209H122ZM128 210V209H127ZM179 210V209H178ZM10 211V210H9ZM42 211V210H41ZM40 211V212H41ZM45 212H47L46 210H44ZM116 211V210H115ZM137 211H139V213L140 214H142V216L137 212ZM167 211V210H166ZM230 211V210H229ZM25 212V211H24ZM26 212H27V210H26ZM38 212V211H37ZM43 212V211H42ZM52 212V211H51ZM64 212V211H63ZM71 212V213H72ZM112 212V211H111ZM111 212H110V214H111ZM119 212H120V210H119ZM123 212V211H122ZM146 212H147V214H146ZM210 212H208L209 214H210ZM263 212V211H262ZM44 213V212H43ZM49 213H50V211H49ZM53 213H54V210H53ZM57 214L59 213V212H56ZM56 213H54V214H56ZM78 213V212H77ZM87 213V212H86ZM103 213V212H102ZM149 213V214H148ZM74 214V213H73ZM110 214H108L109 215V218H111L110 217ZM112 214H113V212H112ZM162 214H164V213H162ZM197 214V213H196ZM202 215H203V213H201ZM204 214H206V213H204ZM259 214V213H258ZM49 215V214H48ZM71 215V214H70ZM76 215V214H75ZM105 215H107V214H105ZM151 215V216H150ZM189 215V214H188ZM201 215V216H202ZM208 215V214H207ZM5 217H6V215H4ZM3 216V217H4ZM56 216V215H55ZM128 216V215H127ZM183 216V215H182ZM205 216V215H204ZM246 216V215H245ZM244 216V217H245ZM50 217V216H49ZM67 217V216H66ZM71 217V216H70ZM75 217V216H74ZM79 217V216H78ZM115 217V216H114ZM114 217H112V218H114ZM129 217V216H128ZM131 217H129V218H131ZM247 217V216H246ZM259 217V216H258ZM55 218V217H54ZM57 218V217H56ZM72 218V217H71ZM111 218V219H112ZM123 218V217H122ZM166 218H168V217H166ZM202 218V217H201ZM231 215L230 214H227V215H224V219L222 220V222L223 223H215L214 222V217H212V216H207V218H206V222L208 223V225H207V227L206 228H204L205 230L203 231L202 230V232L200 233V236H201V238H204V239H207V237L211 234V232H214V231H216V232H219L220 233V231H222V229H223V225L225 224V226L227 227V236H225V240L224 241H219V242H217V243H215V244H209V246H211V247H213L214 245H216V246H219V250L223 253V255L224 256H230V254L232 253V251H233V249H235V247H237V246H239V244L242 242V240H245V242H246V245L244 246V247H246L245 249H250V244H249V242L245 239V238H242V239H240L239 241H237L238 239H239V237H238V239L236 240V238H235V234H237V233H240V231L242 230V229H240L238 226H236V224L234 223V222H231ZM249 217H247V219H248ZM12 219V218H11ZM20 219H22V218H20ZM51 219H53V217L51 218ZM70 219V218H69ZM68 219V220H69ZM78 219V218H77ZM121 219V218H120ZM173 219V218H172ZM203 219V218H202ZM202 219H198V220H202ZM57 221H58V219H56ZM74 220V219H73ZM174 220V219H173ZM14 221V220H13ZM64 221H65V219H64ZM66 221H67V219H66ZM78 221V220H77ZM77 221H76V223H77ZM111 221V220H110ZM113 221V220H112ZM123 221V220H122ZM168 221V220H167ZM171 221V220H170ZM219 221V220H218ZM117 222H120L119 220H117ZM164 222V221H163ZM205 222V223H206ZM49 223V222H48ZM47 223V224H48ZM74 223V222H73ZM122 223H124V222H122ZM126 223H124V225L126 224ZM165 223V222H164ZM167 223V222H166ZM171 223H172V221H171ZM206 223V224H207ZM10 224V223H9ZM45 224V222H44V220H42V221H40V222H38V223H36V224H34L33 225V228L31 229V231H28L27 233H26V236L23 238V239H19V240H15V241H13V245L15 246V248L14 249H12L11 247L9 248V249H12L11 250V252H14V251H18L19 250V248H22V252H23V257L26 259V260H31V257L34 255V254H36V252H37V254L40 252V256L39 255H37V256H39L42 260H46V258H47V255H46V253L44 252L45 250L42 248V246L44 245V238H45V234H44V232H43V230H42V228H43V225ZM46 224V225H47ZM54 224V223H53ZM72 224V222L69 224V223H67V225H71ZM75 224V223H74ZM79 225H80V223H78ZM77 224V225H78ZM106 224H107V222H106ZM174 224V223H173ZM227 224V225H226ZM62 225V224H61ZM64 225V224H63ZM78 225V226H79ZM123 225V224H122ZM172 225V224H171ZM170 224H169V226H171ZM178 225V224H177ZM254 225V224H253ZM1 226V225H0ZM19 226H20V224H19ZM58 226H60V224L58 225ZM107 226H110V223L107 225ZM107 226H105V227H107ZM118 226V225H117ZM120 226V225H119ZM245 226V225H244ZM255 226L257 227V233H259V238H262V239H264V221L262 222V221H260L259 220V222L258 223H255ZM50 227V226H49ZM68 227V226H67ZM183 227V226H182ZM187 227V226H186ZM17 228H18V226H17ZM58 228V227H57ZM74 228V227H73ZM83 227L81 226V229H82ZM179 228V227H178ZM203 228V227H202ZM255 228V227H254ZM20 229V228H19ZM101 229V228H100ZM256 229V228H255ZM65 230V229H64ZM20 231H22V230H20ZM53 231V230H52ZM56 231V229L54 230V232ZM74 231H76L75 229H74ZM84 232V231H83ZM100 232V231H99ZM184 232V231H183ZM76 233H78V231L76 232ZM192 233V232H191ZM219 233H217V234H219ZM52 233H50V235H51ZM90 234V233H89ZM214 234V233H213ZM256 234V233H255ZM56 235V234H55ZM64 235V234H63ZM62 235V236H63ZM125 235V234H124ZM212 235V234H211ZM22 236V235H21ZM48 236V235H47ZM46 236V237H47ZM53 236H54V234H53ZM50 237V236H49ZM48 238V237H47ZM55 238V237H54ZM91 238V237H90ZM200 238V237H199ZM198 238V239H199ZM13 239V238H12ZM60 240H61V238H59ZM80 239V238H79ZM48 240V239H47ZM88 240V239H87ZM55 241V240H54ZM138 241V240H137ZM168 241V240H167ZM182 241V240H181ZM52 242V241H51ZM160 242H162V241H160ZM50 243V242H49ZM56 243V242H55ZM57 243H59V242H57ZM80 243V242H79ZM127 243V242H126ZM164 243V242H163ZM11 244V243H10ZM47 244V243H46ZM60 244V243H59ZM188 244H189V242H188ZM12 245V246H13ZM25 245H31L32 247H26ZM49 245H51L52 246V244H49ZM48 244H47V246H49ZM53 245H54V243H53ZM10 246V245H9ZM51 246H49V248L51 247ZM57 246H58V244H57ZM208 246V245H207ZM242 246V245H241ZM5 247L6 248H8L7 246H2V248L3 249H5ZM53 247V246H52ZM144 247H146V246H144ZM151 247V245H149V248ZM1 247H0V249H1V252H2V249ZM45 248H46V246H45ZM54 248V247H53ZM58 248V247H57ZM127 248H128V246H127ZM142 248H143V246H142ZM142 248H141V250H142ZM147 248V247H146ZM145 248V249H146ZM218 248V247H217ZM199 249V248H198ZM6 250V249H5ZM5 250H3V251H5ZM8 250V249H7ZM53 250V249H52ZM156 250V249H155ZM21 251V250H20ZM46 251H47V248H46ZM129 251V250H128ZM159 251V250H158ZM214 251V250H213ZM249 250H247V253H249L248 252ZM239 252V251H238ZM3 253V252H2ZM5 253H7V252H5ZM4 253V254H5ZM8 253H10L9 252V250H8ZM144 253V252H143ZM263 253V252H262ZM59 254H61L60 252H59ZM58 254V255H59ZM145 254H147L146 252H145ZM144 254V255H145ZM239 254V253H238ZM58 255L56 256L57 257V259H58ZM62 255V254H61ZM60 255V256H61ZM149 255V254H148ZM166 255V254H165ZM186 255V254H185ZM250 255V254H249ZM4 256V255H3ZM9 256V255H8ZM13 256V255H12ZM16 256V255H15ZM175 256V255H174ZM232 256V255H231ZM18 257H19V255H18ZM56 257H55V260H57L56 259ZM150 257H151V255H150ZM180 257V256H179ZM1 258H3V257H1ZM16 258V257H15ZM63 258H66V256H63ZM172 258H178V257H172ZM184 258V257H183ZM18 259V258H17ZM68 259V258H67ZM155 259V258H154ZM261 256H259L258 254L256 255V257L254 258V261H256L257 263L258 262H260L261 261ZM9 260V259H8ZM133 261H135L134 259H132ZM132 260H130V264H131V261ZM172 260V259H171ZM178 260V259H177ZM185 260V259H184ZM1 261V260H0ZM2 261H3V259H2ZM112 261H113V259H112ZM143 261V260H142ZM145 261V260H144ZM149 261V260H148ZM246 261V260H245ZM252 261V260H251ZM253 261V262H254ZM51 262V261H50ZM54 261L52 260V262H51V264L53 263ZM137 262V261H136ZM168 262H169V260H168ZM167 262V263H168ZM179 262V261H178ZM181 263H183L182 261H180ZM1 263H4V262H1ZM146 263V262H145ZM151 263V262H150ZM171 263V262H170ZM176 263V262H175ZM237 263H238V261H237ZM28 264H29V262H28ZM30 264H31V262H30ZM137 264V263H136ZM184 264H222V263H220V260L218 259V256H217V251H216V253H214V252H212V249L211 248H208V251H206V250H202V251H199V252H194V251H192V249H190L188 252H187V256H186V261L184 262ZM225 264H234L233 262H230V261H226L225 262ZM245 264V263H244ZM246 264H252V263H250V262H248V263H246ZM256 264V263H255Z\"/></svg>",
    "mask_w": 264,
    "mask_h": 264
}]
</instances>
